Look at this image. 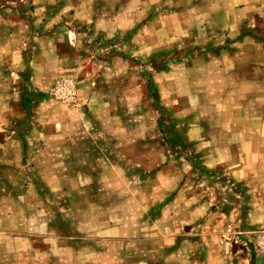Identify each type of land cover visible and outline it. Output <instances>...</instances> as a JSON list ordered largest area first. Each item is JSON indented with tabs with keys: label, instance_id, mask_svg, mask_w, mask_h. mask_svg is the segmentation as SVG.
I'll return each mask as SVG.
<instances>
[{
	"label": "rangeland",
	"instance_id": "rangeland-1",
	"mask_svg": "<svg viewBox=\"0 0 264 264\" xmlns=\"http://www.w3.org/2000/svg\"><path fill=\"white\" fill-rule=\"evenodd\" d=\"M264 0H0V264H264Z\"/></svg>",
	"mask_w": 264,
	"mask_h": 264
},
{
	"label": "built area",
	"instance_id": "built-area-1",
	"mask_svg": "<svg viewBox=\"0 0 264 264\" xmlns=\"http://www.w3.org/2000/svg\"><path fill=\"white\" fill-rule=\"evenodd\" d=\"M253 244L257 256L264 260V230L256 232Z\"/></svg>",
	"mask_w": 264,
	"mask_h": 264
}]
</instances>
